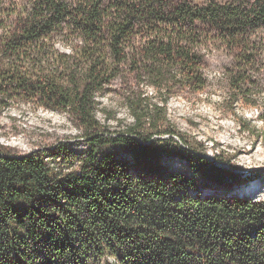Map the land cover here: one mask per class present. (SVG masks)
<instances>
[{
    "label": "trees",
    "instance_id": "1",
    "mask_svg": "<svg viewBox=\"0 0 264 264\" xmlns=\"http://www.w3.org/2000/svg\"><path fill=\"white\" fill-rule=\"evenodd\" d=\"M217 51L232 57L224 100L258 107L264 0H0V113L82 130L80 145L0 146V264H264V200L230 193L247 176L168 115L207 90ZM116 82L134 123L111 131L98 97Z\"/></svg>",
    "mask_w": 264,
    "mask_h": 264
},
{
    "label": "rangeland",
    "instance_id": "2",
    "mask_svg": "<svg viewBox=\"0 0 264 264\" xmlns=\"http://www.w3.org/2000/svg\"><path fill=\"white\" fill-rule=\"evenodd\" d=\"M231 62L232 57L225 53L211 54L207 61V90L174 97L168 104V115L170 123L189 143L206 149L207 158L214 160L220 155L224 159L220 165L234 166L247 176V181L230 193L264 200V121L259 117L264 111V69L258 79V107L226 102L229 88L223 73ZM127 93V87L116 82L99 94L97 115L111 131L124 130L134 123L126 106ZM81 136L77 122L63 112L20 104L0 113V146L16 154H29L66 141L80 145ZM176 139L181 141L180 137ZM174 167L185 169L186 163L176 160Z\"/></svg>",
    "mask_w": 264,
    "mask_h": 264
},
{
    "label": "water",
    "instance_id": "3",
    "mask_svg": "<svg viewBox=\"0 0 264 264\" xmlns=\"http://www.w3.org/2000/svg\"><path fill=\"white\" fill-rule=\"evenodd\" d=\"M179 140V139H178ZM180 141V140H179ZM183 147L184 148H187V146H185L184 144H183ZM219 166H222V165H219ZM222 167H224V168H229V167H227V166H222Z\"/></svg>",
    "mask_w": 264,
    "mask_h": 264
}]
</instances>
